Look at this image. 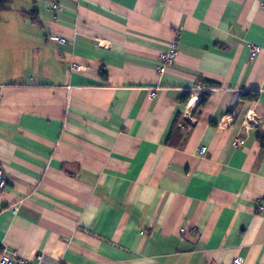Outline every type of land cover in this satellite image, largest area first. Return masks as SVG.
Segmentation results:
<instances>
[{"label":"crops","instance_id":"0c3cea01","mask_svg":"<svg viewBox=\"0 0 264 264\" xmlns=\"http://www.w3.org/2000/svg\"><path fill=\"white\" fill-rule=\"evenodd\" d=\"M57 1L0 18V257L264 264V0Z\"/></svg>","mask_w":264,"mask_h":264},{"label":"built area","instance_id":"2783aa9c","mask_svg":"<svg viewBox=\"0 0 264 264\" xmlns=\"http://www.w3.org/2000/svg\"><path fill=\"white\" fill-rule=\"evenodd\" d=\"M51 1V4L54 8H58L59 7V3L57 0H50ZM52 39L58 43H61V44H68L70 43V40L67 39V38H64V37H59V36H53ZM260 51V47L259 46H255L253 49H252V57L256 56L258 54V52ZM173 51L169 52V53H165V54H162L160 59H161V64H160V67H159V71L162 73V72H165L166 70V65L170 64L173 60ZM76 68L78 69H81V66H75ZM155 96V93L152 92V97ZM243 142V140H237L234 142L235 145H238V144H241ZM202 152H205L206 151V148L203 147L201 149ZM7 179H6V176H5V171H4V168L3 166L0 164V190L6 188L7 186ZM10 207L14 208L15 210H17V207L14 206V205H10ZM38 263H33V262H30L28 260H26L25 258L19 256L17 254L16 251H12V250H9V249H4L1 253V257H0V264H47V260H46V257L44 254H39L38 255ZM233 264H244V260L242 257L240 256H236L234 259H233Z\"/></svg>","mask_w":264,"mask_h":264},{"label":"trees","instance_id":"16d2710c","mask_svg":"<svg viewBox=\"0 0 264 264\" xmlns=\"http://www.w3.org/2000/svg\"><path fill=\"white\" fill-rule=\"evenodd\" d=\"M14 2V0H0V18H1V14L3 11L9 9L12 5V3ZM30 15L33 17V19L37 22V15L36 12L35 13H30ZM206 102V99L203 98L201 101V104H204ZM258 139L260 141V144L262 146V148L264 149V134H260L258 135Z\"/></svg>","mask_w":264,"mask_h":264},{"label":"rangeland","instance_id":"374dc122","mask_svg":"<svg viewBox=\"0 0 264 264\" xmlns=\"http://www.w3.org/2000/svg\"><path fill=\"white\" fill-rule=\"evenodd\" d=\"M12 5H13V3H12ZM12 5H11V6H12Z\"/></svg>","mask_w":264,"mask_h":264}]
</instances>
